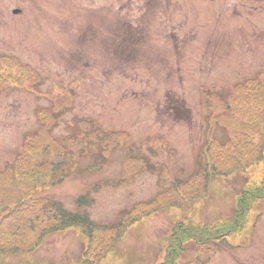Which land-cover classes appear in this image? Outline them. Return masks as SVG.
I'll use <instances>...</instances> for the list:
<instances>
[{"label": "rangeland", "instance_id": "374dc122", "mask_svg": "<svg viewBox=\"0 0 264 264\" xmlns=\"http://www.w3.org/2000/svg\"><path fill=\"white\" fill-rule=\"evenodd\" d=\"M261 73L264 0H0V264H78L90 243L82 228L40 240L58 208L87 214L96 243L121 238L104 264L167 262L185 223L234 226L264 161L228 162L230 175L206 184L203 151L211 142L214 160L238 147L249 121L223 117L221 104ZM60 102L64 116L45 124ZM252 104L239 108L249 120ZM34 166L48 187L31 186ZM240 218L222 247L188 241L178 263L264 264V199Z\"/></svg>", "mask_w": 264, "mask_h": 264}, {"label": "trees", "instance_id": "16d2710c", "mask_svg": "<svg viewBox=\"0 0 264 264\" xmlns=\"http://www.w3.org/2000/svg\"><path fill=\"white\" fill-rule=\"evenodd\" d=\"M213 96L219 99V96L217 94ZM251 100L253 101L251 107L254 114L256 115L255 119L249 120L245 114L240 112L239 108L248 105L249 101ZM221 106H223L224 111L226 112L221 113L223 117L225 116V114L226 117H232L235 114L237 116L236 120L241 123L249 121V126L246 130L236 135L235 142L238 147L230 148L226 153L223 152V149H220L217 152V157L214 160H212L211 157L207 158V150L209 149L211 142L209 146L203 151L204 161L206 160V162L202 164V174L204 176V182L206 184L210 180L212 181L219 177L230 175L229 172L234 170L235 168H232L231 170L222 168V166L226 165L228 162H231L236 167L238 166L241 168L244 166V168L248 170V168L250 169V167L258 165L264 161V73H261L259 76L252 79H247L239 86H237V88L230 92L228 94V97L222 101ZM41 115L42 119L45 118L47 120L45 124L58 121L60 116H64V105L60 102L59 107L56 110H49L48 112H44ZM212 120L213 117H209V122H212ZM53 126L54 125L46 127V130L49 134L52 133ZM43 128L45 129V125L43 126ZM209 133L210 131L208 132V134ZM248 137H251V139L247 140L246 143H250L252 153L251 155H249L245 153V150H242L243 156H241V154L238 152L239 143H242L243 140L247 139ZM252 138H256V140H253ZM226 146L227 143L221 144V148H225ZM28 167L30 166H28L27 164H16V166L10 168H14L24 174V169H27ZM29 180L32 182L31 186H33L34 189H42L48 187L47 175L45 174L43 176V172H41V170H36V166L30 169ZM189 185V181L183 184H171L173 189H175V193H179L181 188L185 186L188 187ZM205 188L207 187L205 186ZM262 199H264V173L258 180H253V182L248 183L242 190L241 195L238 196L236 202L237 209L234 217L237 223L234 226H230L224 223L216 227L212 226L200 228L198 226H193L192 229H189L190 227L187 226L189 224L185 223L184 226H177L178 228L175 230L174 227V231L172 230V238L170 240V244L171 246H173V249H171V257H169L166 260L167 262L163 264H179L176 260V257L180 253H183L185 251L184 247L188 241L195 240L201 246L207 245V243L211 240L224 244L226 242V239L229 237V234L231 235L238 231L240 227L239 222L241 221L240 217L248 214L251 208ZM79 204L81 206H89L90 202L83 197L79 200ZM58 211V223L56 225L50 227L46 223L48 216L42 219L45 224H43L44 227L42 229L40 240L42 241L43 239H45V237L50 232H60L72 227H80L88 236L90 243L88 245V249L85 248V251L82 255L83 258L78 264H104L103 260L109 253V250L106 251V246H108V248L111 247L112 249H114L121 238L117 243L115 242L116 244L114 243L113 245H105L104 242L100 241L96 243V240L93 237L94 223L90 221V218L87 214H73L65 212L62 208H58ZM226 229H228V231ZM196 230L200 233L198 234ZM118 238L115 237V240H117ZM214 245L216 244L214 243ZM216 247L218 248L219 246ZM91 255L93 256L91 257Z\"/></svg>", "mask_w": 264, "mask_h": 264}]
</instances>
